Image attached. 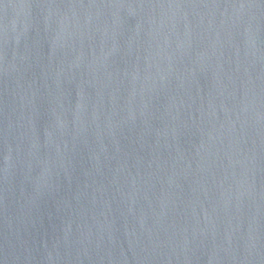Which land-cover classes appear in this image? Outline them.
Segmentation results:
<instances>
[{
    "label": "water",
    "instance_id": "water-1",
    "mask_svg": "<svg viewBox=\"0 0 264 264\" xmlns=\"http://www.w3.org/2000/svg\"><path fill=\"white\" fill-rule=\"evenodd\" d=\"M0 264H264V0H0Z\"/></svg>",
    "mask_w": 264,
    "mask_h": 264
}]
</instances>
